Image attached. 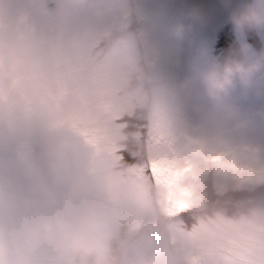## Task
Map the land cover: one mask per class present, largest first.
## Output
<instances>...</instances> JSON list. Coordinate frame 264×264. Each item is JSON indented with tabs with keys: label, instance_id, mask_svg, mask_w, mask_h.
Listing matches in <instances>:
<instances>
[{
	"label": "clouds",
	"instance_id": "obj_1",
	"mask_svg": "<svg viewBox=\"0 0 264 264\" xmlns=\"http://www.w3.org/2000/svg\"><path fill=\"white\" fill-rule=\"evenodd\" d=\"M188 26L214 25L221 17L237 29H264V0H176ZM185 25H177V35ZM0 57L21 64L22 86L0 97V264H199L183 213L171 214L153 186L118 172L111 155L71 128L56 123L60 101L55 77L74 68L54 47L0 21ZM257 63L232 61L203 74L209 93L235 77L249 80ZM123 82L118 98L164 130L180 92L198 93L190 78L178 85L154 66ZM76 91L85 88L77 82ZM250 128L237 119L224 129Z\"/></svg>",
	"mask_w": 264,
	"mask_h": 264
},
{
	"label": "rangeland",
	"instance_id": "obj_2",
	"mask_svg": "<svg viewBox=\"0 0 264 264\" xmlns=\"http://www.w3.org/2000/svg\"><path fill=\"white\" fill-rule=\"evenodd\" d=\"M171 1L176 0H0V21L7 20L31 34L35 40L44 42L46 46H53L61 61L72 63L74 68L57 75L53 85L60 101L56 117V123L60 126L68 127L63 120V112L69 99L68 90L62 87L66 73L77 71L75 82L85 88L83 91L74 89L79 96L91 98L90 88L103 81L116 103L131 108L118 98L121 84L129 82V72L134 69L143 71L154 66L166 76L165 71L169 68L174 69L166 76L170 81L178 85L184 79L190 78L198 95L190 99L183 92L179 93L167 130L148 118V128L146 124L137 125L135 120L129 121L134 131L146 127L161 139L194 138L207 145L228 148L235 152L255 151L264 154V50L263 56L256 59V63L261 65L260 69L249 80L236 83L232 92L228 93L224 106H220V101L215 98L207 106L206 112L197 111V101L202 99V91L206 89L203 74L214 66V58L208 55L206 47H210L215 40L218 27L228 20L221 17L214 25L202 27L201 38L198 40L200 50L195 56L193 54L194 59L189 61L188 68H183L180 64L184 53L180 47L192 36L186 30L181 35L176 34L177 25L184 24L186 27L188 23L171 13L173 9L168 5ZM168 15V20H162ZM113 28L127 30L105 55L98 57L97 50L92 54L94 56L89 55L96 45L95 42ZM261 31L264 49V29ZM163 32H166L164 37ZM141 55L143 57L140 62ZM246 62L251 63L249 59ZM204 66L208 67L206 71ZM27 77L28 74L21 64L5 63L0 57V97L7 89L22 86ZM237 81L235 79L233 83ZM231 87L232 84L229 89ZM195 113L198 118H192ZM137 117L140 120L147 118L139 114ZM241 118L250 121V128L235 136H225L224 129ZM201 124L203 126H199ZM86 140L98 151L111 155L102 138ZM181 225L189 233L194 227L188 229L183 221Z\"/></svg>",
	"mask_w": 264,
	"mask_h": 264
},
{
	"label": "snow or ice",
	"instance_id": "obj_3",
	"mask_svg": "<svg viewBox=\"0 0 264 264\" xmlns=\"http://www.w3.org/2000/svg\"><path fill=\"white\" fill-rule=\"evenodd\" d=\"M76 77L70 71L62 82L65 124L86 139L102 138L118 172L155 187L171 214L193 212L199 264H264V154L133 131L134 109L116 103L103 81L90 88L91 98L79 96Z\"/></svg>",
	"mask_w": 264,
	"mask_h": 264
},
{
	"label": "bare ground",
	"instance_id": "obj_4",
	"mask_svg": "<svg viewBox=\"0 0 264 264\" xmlns=\"http://www.w3.org/2000/svg\"><path fill=\"white\" fill-rule=\"evenodd\" d=\"M168 5L170 6V9H173V11L171 12V13H174L175 14V16L179 19V18H182L179 14H178V12H177V5H176V1H171V2H169L168 3ZM168 18H169V15L168 16H165V17H163L162 18V20H164V21H166V20H168ZM183 19V18H182ZM184 20V19H183ZM185 21V20H184ZM187 22V21H186ZM188 23V22H187ZM202 29V27L201 26H191V27H189L188 25L185 27V32L187 33V34H189V35H191L192 36V38L191 39H189V40H186V41H184V43L181 45V50H182V52L184 53V59L181 61V64H180V66L181 67H186V68H188V66H189V61H191L192 62V59H193V54H194V51H195V49L197 48V46H198V40H199V38H201V33H200V30ZM195 34H196V36H195ZM197 34H199L198 36H197ZM166 35V32H163L162 33V37H164ZM167 37V36H166ZM192 51V53H190ZM186 55H188L187 57H186ZM167 68V67H166ZM171 69H169V68H167L166 69V71H165V74H166V76L167 75H169L170 73H171V71L172 70H174V69H172L171 71H170ZM174 73V72H173ZM168 77V76H167ZM191 114V113H190ZM190 117H191V115H190Z\"/></svg>",
	"mask_w": 264,
	"mask_h": 264
}]
</instances>
